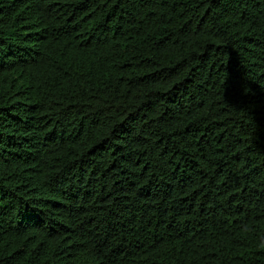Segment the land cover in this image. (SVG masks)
Instances as JSON below:
<instances>
[{
	"label": "trees",
	"instance_id": "16d2710c",
	"mask_svg": "<svg viewBox=\"0 0 264 264\" xmlns=\"http://www.w3.org/2000/svg\"><path fill=\"white\" fill-rule=\"evenodd\" d=\"M0 264H264V0H0Z\"/></svg>",
	"mask_w": 264,
	"mask_h": 264
}]
</instances>
